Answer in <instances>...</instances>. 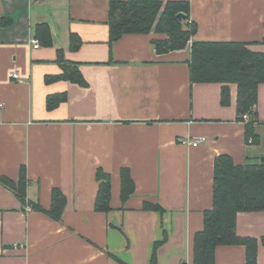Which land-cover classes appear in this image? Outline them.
I'll return each mask as SVG.
<instances>
[{"label": "crops", "instance_id": "crops-1", "mask_svg": "<svg viewBox=\"0 0 264 264\" xmlns=\"http://www.w3.org/2000/svg\"><path fill=\"white\" fill-rule=\"evenodd\" d=\"M110 1L0 0V264H193L195 234L213 208L216 158L243 165L259 156L264 125L260 145L247 143L237 85L222 106V85L193 84L189 60L193 42L264 53V0H161L188 2L197 25L184 50L161 55L152 40L166 36L154 30L110 42ZM64 62L86 85L48 81ZM54 95L67 99L50 110ZM256 112L264 123V84ZM123 169L136 189L126 203ZM99 170L111 177L110 212L96 209ZM22 173L25 202L1 183ZM55 189L66 198L60 220L47 214ZM237 233L259 240L264 264V212L239 213ZM216 264H246L245 247L217 248Z\"/></svg>", "mask_w": 264, "mask_h": 264}, {"label": "trees", "instance_id": "trees-1", "mask_svg": "<svg viewBox=\"0 0 264 264\" xmlns=\"http://www.w3.org/2000/svg\"><path fill=\"white\" fill-rule=\"evenodd\" d=\"M181 14L184 18L179 17ZM108 23L111 43L125 35H148L153 30L157 34L165 35V38L152 40V45L159 55L184 50L197 32V25L191 20L190 4L186 1L163 3L161 0H111ZM37 37L43 44H48V28L37 27ZM79 46L78 38L72 36L71 49L78 50ZM62 67L63 73L51 77L48 81L68 80L86 85L76 65L64 62ZM189 68L193 84L222 85L221 104L224 107L230 105L228 85H237V120L245 125L246 142L260 145L261 137L256 127L264 123L258 121L256 106L259 86L264 84V53L254 52L240 42H193ZM66 99L65 95L48 97V109L56 108ZM245 116L248 117L247 120ZM257 161L248 159L245 164L236 165L228 155L216 158L213 208L204 213L203 229L195 234L193 264H216L217 248L227 246L245 247L246 264H258L259 240L237 233L239 213L264 212V158L260 159V162ZM98 179L100 187L96 209L100 212H110L111 177L99 170ZM1 183L14 190L20 200L25 202L27 181L23 173L19 182L1 179ZM135 190L130 171L123 169L122 202L126 203L135 194ZM65 202V196L55 189L48 216L60 220ZM144 207L147 210L163 211L159 205L146 204ZM34 208L40 209L38 206ZM262 242L264 243V240Z\"/></svg>", "mask_w": 264, "mask_h": 264}, {"label": "built area", "instance_id": "built-area-1", "mask_svg": "<svg viewBox=\"0 0 264 264\" xmlns=\"http://www.w3.org/2000/svg\"><path fill=\"white\" fill-rule=\"evenodd\" d=\"M31 43H32L34 49H38L40 47V45H41V43L38 40H36V39H33L31 41ZM13 75L14 74H12V76ZM244 118L247 120L248 117L245 116ZM182 144L183 145H191L193 147H197L199 145V141H190L189 139H185V140L182 141ZM15 247H17V246H15Z\"/></svg>", "mask_w": 264, "mask_h": 264}, {"label": "rangeland", "instance_id": "rangeland-1", "mask_svg": "<svg viewBox=\"0 0 264 264\" xmlns=\"http://www.w3.org/2000/svg\"><path fill=\"white\" fill-rule=\"evenodd\" d=\"M258 151H259L258 152L259 156L256 159V161L258 160L257 162H260L259 160L264 158V142H262V144H261V146H260Z\"/></svg>", "mask_w": 264, "mask_h": 264}, {"label": "water", "instance_id": "water-1", "mask_svg": "<svg viewBox=\"0 0 264 264\" xmlns=\"http://www.w3.org/2000/svg\"><path fill=\"white\" fill-rule=\"evenodd\" d=\"M179 17H180V18H184V15L181 14V15H179Z\"/></svg>", "mask_w": 264, "mask_h": 264}]
</instances>
